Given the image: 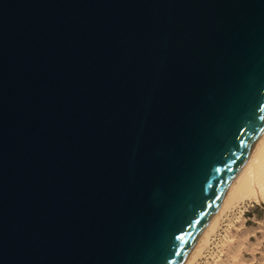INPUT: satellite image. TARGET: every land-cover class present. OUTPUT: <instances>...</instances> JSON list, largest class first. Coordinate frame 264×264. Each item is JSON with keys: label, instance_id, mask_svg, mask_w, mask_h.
I'll return each instance as SVG.
<instances>
[{"label": "water", "instance_id": "1", "mask_svg": "<svg viewBox=\"0 0 264 264\" xmlns=\"http://www.w3.org/2000/svg\"><path fill=\"white\" fill-rule=\"evenodd\" d=\"M264 150V0H0V264H184Z\"/></svg>", "mask_w": 264, "mask_h": 264}, {"label": "rangeland", "instance_id": "2", "mask_svg": "<svg viewBox=\"0 0 264 264\" xmlns=\"http://www.w3.org/2000/svg\"><path fill=\"white\" fill-rule=\"evenodd\" d=\"M199 264H264V206L248 201L224 217Z\"/></svg>", "mask_w": 264, "mask_h": 264}, {"label": "bare ground", "instance_id": "3", "mask_svg": "<svg viewBox=\"0 0 264 264\" xmlns=\"http://www.w3.org/2000/svg\"><path fill=\"white\" fill-rule=\"evenodd\" d=\"M248 201L264 206V150L234 182L184 264H199L209 252L224 217L241 209Z\"/></svg>", "mask_w": 264, "mask_h": 264}]
</instances>
